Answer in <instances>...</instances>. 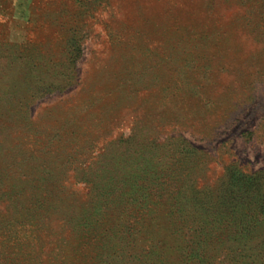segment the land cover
Wrapping results in <instances>:
<instances>
[{
  "label": "rangeland",
  "instance_id": "obj_1",
  "mask_svg": "<svg viewBox=\"0 0 264 264\" xmlns=\"http://www.w3.org/2000/svg\"><path fill=\"white\" fill-rule=\"evenodd\" d=\"M0 264H264V0H0Z\"/></svg>",
  "mask_w": 264,
  "mask_h": 264
},
{
  "label": "trees",
  "instance_id": "obj_2",
  "mask_svg": "<svg viewBox=\"0 0 264 264\" xmlns=\"http://www.w3.org/2000/svg\"><path fill=\"white\" fill-rule=\"evenodd\" d=\"M252 202L254 205H257L259 199H257L255 192L252 189V185L248 183L238 184L230 189L229 193L225 194L221 201V207L225 211L226 219L228 222L235 217L240 218L244 217L248 212L252 210ZM260 205V203H259ZM237 223H233L234 232H238L242 229H245V224L242 222L240 227L234 228Z\"/></svg>",
  "mask_w": 264,
  "mask_h": 264
}]
</instances>
